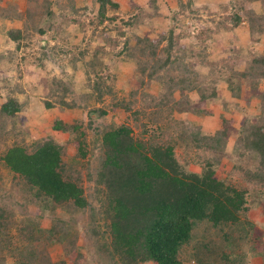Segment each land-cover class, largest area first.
Wrapping results in <instances>:
<instances>
[{"label": "trees", "instance_id": "obj_1", "mask_svg": "<svg viewBox=\"0 0 264 264\" xmlns=\"http://www.w3.org/2000/svg\"><path fill=\"white\" fill-rule=\"evenodd\" d=\"M8 1L0 0V19L11 18L8 13L14 4ZM92 1L98 10L96 19L88 24L91 35L74 47L67 66L76 70L78 62L84 63L92 91L82 97L102 104L105 94H112L110 82L115 76L109 74L111 77L106 79L100 75L105 69L104 62L97 58L102 49L90 46L91 41L102 37L100 26L116 20L106 15L119 5L112 0ZM194 1L177 0L178 14L199 17ZM257 1L260 13L253 8ZM50 6L48 3L44 10L46 28L42 21L34 25L40 35L59 30L52 22L55 14ZM200 9L208 16L206 23L213 26L201 32L205 35L203 42L212 31L243 28L249 48L223 46L224 57L212 59L207 45L186 51L178 45L182 36L174 38L170 31L164 58L158 59L154 56L156 42L139 40L123 58L135 61L143 76L148 69V80L166 71L160 77L164 83L159 96L148 94V101L140 109L115 97L111 105L92 108L86 125L82 121L68 124L55 120L52 128L69 135L66 143L48 135H31L33 140L27 141L29 131L16 125L25 104L13 95L7 96L0 106V264H7L9 259L15 264H77L82 250H92L95 258L90 261L98 264H239L238 259L249 254L264 257L248 206L250 202L259 206L264 215V0H230L222 7L206 5ZM118 34L123 35L121 31ZM7 35L18 48L21 40L29 39L27 30H10ZM102 39L108 47L117 42L109 36ZM189 58L192 62L187 61ZM198 64L209 67L212 80L201 76ZM44 82L46 94L54 100L44 102L45 108L55 103L77 107L65 101L72 94L70 84L56 77ZM220 87L245 104L255 101L258 113L250 115L236 132L230 128L232 121L224 118L213 135H200L199 128L187 131L184 122L174 118L176 112H204L207 100L221 99ZM176 92L180 99L174 96ZM189 93L199 95L201 107L189 99ZM116 108L128 113L127 122L96 124L95 118L103 119ZM135 130L139 134L135 135ZM70 147L73 154L67 156ZM179 149L183 162L177 158ZM96 150L98 155L91 160ZM225 160H231V165L223 164ZM191 165H197L199 171L184 170ZM5 171L18 178L17 183L31 194L16 193L13 181L8 188ZM216 172L225 177L219 178ZM9 197L34 207L38 214L15 215L9 207L16 202L8 204ZM58 209L73 221L78 215L84 217L80 235L56 216L49 227L40 226V214L52 215ZM53 248H59L65 258L54 261L50 256Z\"/></svg>", "mask_w": 264, "mask_h": 264}, {"label": "rangeland", "instance_id": "obj_2", "mask_svg": "<svg viewBox=\"0 0 264 264\" xmlns=\"http://www.w3.org/2000/svg\"><path fill=\"white\" fill-rule=\"evenodd\" d=\"M112 1L117 3L119 7L108 12L106 17H115L116 20L113 22L105 21L100 26L99 31L103 30L104 36L102 35V37L109 36L117 42L113 47H108L102 37L98 36L91 41L90 46L92 49L96 47L102 49L98 51L97 58L104 62L105 69L101 70L100 75L106 79L111 77L110 75L115 76L113 83L110 82V85H113L111 88L112 94H105L102 104L94 100H84L86 95L92 91L91 87L88 86L92 85V83L87 84L84 63L78 62L76 70L67 66L68 59L75 52L74 47L80 46L82 39L84 37L88 38L91 35V28L88 29V24L96 19L98 5L92 0L8 1L14 4V7L10 6L8 13L11 18L0 19V106L6 101L8 95H13L18 101L25 104L24 109L18 116L19 118L16 120V125L23 130L29 131V136L26 138L27 141L33 140L31 135H48L58 140L59 143H66L69 135L53 130L52 127L55 120H61L68 124L82 121L86 125L89 120V111L92 108L111 105L113 99L116 101L115 97L117 100L125 99L127 102H132L135 107L133 109H140L148 101V94L153 97L159 96L164 83L162 81L161 84L160 77L166 75V71L164 70L159 73L158 78L148 80L146 76L148 69L144 72L143 76L139 72V69L137 70L138 65L135 64V61H128L123 58L124 53L129 51V47L133 48L139 40L149 39L156 42L154 44H156L157 51H155L154 56L158 59L164 58L163 48L167 44L166 39L170 31L173 32L174 38H178L179 34L182 36L178 41V45L183 46L186 51L191 48L199 49L202 48V45H207V53L212 59L220 60L224 57L226 51H224L223 46L228 47V49L232 46H240L243 49L249 48L248 34L243 28H237L232 32L225 30L212 31L210 33L211 37L203 42L205 35L204 33L201 34V32L207 31L206 29H211L213 26L210 23H206L208 16L200 7L202 8L206 5L222 7V5L229 3L230 0H195V5L193 6L198 11L199 17L196 14L192 18L185 17L184 14H178L179 5L177 0ZM48 3L51 4L50 8L55 14L52 22L59 30H52V32L49 31L44 35H40L34 28V25L38 21H42V24L45 22L42 25L43 29L46 28L47 20H45L44 10L45 5H48ZM256 3L253 4V8L256 13H260L261 10L258 8L259 2L257 1ZM10 30L22 31V33L27 30L29 39L21 40L19 43L20 47L18 48L17 43L12 42L8 38L7 33ZM119 31L123 33L122 36L118 34ZM126 42L127 46H125ZM219 42L220 44L218 45ZM53 49H55L56 53L59 51V54L52 53ZM257 50L261 51L262 48L257 46ZM87 60L88 58L85 59V61ZM187 61L192 62V59L189 58ZM198 61L199 59L195 57L194 63ZM196 68L203 78L208 77L206 80H212V77L208 76V66L198 64ZM53 77L61 79L66 84H70L72 94L70 96L67 95L65 101L67 103L74 102L77 107L66 108L55 103L54 107L45 108L44 102L53 103L54 100L46 94L48 88L44 80H50ZM91 80L93 82V75L90 78ZM220 90L221 99L225 95L223 102L221 99L207 100L204 104L205 106L202 105L205 111L201 114L176 112L174 113V118L184 122L183 126L186 127L187 131L196 132V129L199 128L200 135H213L215 131L220 129L222 118L230 122L232 121L230 128L236 132L247 119L250 120V115L258 113L254 108L255 101L245 104L244 100L232 97L225 88L220 87ZM132 93H135L134 97H131ZM174 96L176 99H180L178 92ZM188 97L197 108L201 107V104L198 102L199 95L197 93H189ZM128 117V113L121 108H116L108 111L103 119L95 118V121L96 124L111 121L119 124L127 122L126 119ZM134 133L135 135L139 134V130H135ZM230 141L233 142V138ZM89 142L91 143L90 138ZM231 148V143H229L227 150L230 151ZM72 154L73 151L70 147L66 155L72 156ZM176 154L178 161L183 162L184 158L180 149ZM97 155L98 152L96 150L91 160H95ZM224 162L223 164L227 166L231 165V160L229 162L225 160ZM184 170L197 172L199 168L197 165H191L188 168L185 167ZM3 173L4 177L8 179L6 181L8 188H10L13 181L17 185L16 193H30L27 189H22V184L17 183L18 178L13 177V174H8L6 171ZM216 175L219 178L225 177L220 172H216ZM83 181L84 186L88 189L89 183L86 182L85 178ZM7 202L8 204H15L16 202L9 209L17 216L28 215L33 217L35 214H38L34 207L24 206L23 201L21 203L20 200L18 202L16 199L14 200V198L9 197L7 198ZM248 206L250 209L249 216L256 226L255 228L253 227L254 234L257 237H261L259 244L264 247V215L259 206H254L251 202ZM40 215L39 221L41 227L42 224L49 227L53 217L56 216L67 221L70 226H73L74 231L78 235L84 230L85 220L82 215H78L74 221L59 209L52 215L48 212ZM78 244L82 245V239L78 241ZM243 251L246 252L247 249H243ZM81 253V261L77 264H98L97 262L93 263L90 261L91 258H95V253L92 250L90 253L82 250ZM50 256L54 261L65 258L59 248L51 249ZM238 260L239 264H264L263 256H251V254L247 255L244 259ZM7 264L15 263L9 259Z\"/></svg>", "mask_w": 264, "mask_h": 264}, {"label": "crops", "instance_id": "obj_3", "mask_svg": "<svg viewBox=\"0 0 264 264\" xmlns=\"http://www.w3.org/2000/svg\"><path fill=\"white\" fill-rule=\"evenodd\" d=\"M184 264H193V263H188V262H185Z\"/></svg>", "mask_w": 264, "mask_h": 264}]
</instances>
